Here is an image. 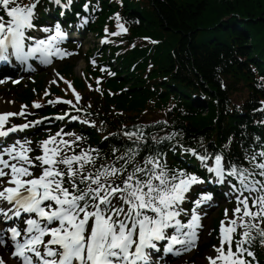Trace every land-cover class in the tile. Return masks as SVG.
Wrapping results in <instances>:
<instances>
[{
  "label": "snow or ice",
  "instance_id": "6c2138e0",
  "mask_svg": "<svg viewBox=\"0 0 264 264\" xmlns=\"http://www.w3.org/2000/svg\"><path fill=\"white\" fill-rule=\"evenodd\" d=\"M52 2L66 10L72 4V0ZM40 3L0 0V60L14 57L26 63L36 58L47 65L54 55L63 58L71 54L59 47L68 36L60 21L39 22ZM83 8L87 11L89 4ZM114 15L117 29L126 32L120 14ZM88 19L81 17L82 23ZM105 41L107 36L101 42ZM68 84L71 87V82ZM220 86L226 88L222 81ZM72 90L79 101L80 94ZM192 99L199 106L206 97L194 95ZM64 102L73 104V100ZM260 103L264 105V101ZM33 106L41 107L38 102ZM26 109L27 105H22L16 112L0 111V246L8 248L18 264H158L153 257L161 250L179 254L176 245L187 251L198 242L202 217L207 215L201 206L214 201L215 195L194 186L209 181L226 186L222 194L235 204L224 209L218 244L205 255V264H259L257 241L264 247V143L257 146L261 137L255 136L247 148L241 146L246 163L226 154L231 138L216 151L208 150L203 137L196 146L175 140L172 151L179 148L194 157L209 174L205 177L187 168L169 167L167 153L148 143L149 139L153 145L173 141L183 136L182 132L157 136L145 132L150 125L122 127L109 136L119 135L130 143L123 145V151L110 145L109 158L101 155L98 146L81 147L84 135L63 129L49 130L38 141L12 137L10 134L47 119L38 117L20 124L9 121L10 117H25ZM70 111L56 118L81 119L69 116ZM254 111L264 112V107ZM82 122L93 127L97 124L87 118ZM160 123L167 125L168 121L153 122ZM0 264H7L2 255Z\"/></svg>",
  "mask_w": 264,
  "mask_h": 264
},
{
  "label": "trees",
  "instance_id": "16d2710c",
  "mask_svg": "<svg viewBox=\"0 0 264 264\" xmlns=\"http://www.w3.org/2000/svg\"><path fill=\"white\" fill-rule=\"evenodd\" d=\"M133 11L139 18L133 33L161 39L156 51L159 67L155 73L166 76L173 71L174 86L193 90L191 95L197 90L190 79L195 77L205 91L219 98L220 107L225 92L221 91L219 76L242 72L238 57L250 56L252 49L259 48L264 27V0H142ZM229 15L230 19L221 20ZM249 42L252 45H247ZM136 55L140 54L132 56ZM167 87L177 93L170 85ZM145 93L140 86L134 87L129 97L117 99L118 105L126 110V107H140ZM213 116L211 105L205 117L192 113L187 116L192 121L185 130L190 133L211 130ZM231 121L229 130L238 126L232 118Z\"/></svg>",
  "mask_w": 264,
  "mask_h": 264
},
{
  "label": "rangeland",
  "instance_id": "374dc122",
  "mask_svg": "<svg viewBox=\"0 0 264 264\" xmlns=\"http://www.w3.org/2000/svg\"><path fill=\"white\" fill-rule=\"evenodd\" d=\"M87 37L84 39L85 40V46H83V49H85V48H87V47H89V48H91L92 47V45L93 46H97L98 45V39H99V37L98 36H95L94 34H92V35H89V34H87L86 35ZM98 37V39H96L95 37ZM74 59H77V57H71L70 58V60H74ZM84 61H81V59H78L77 61H76V64H75V67H74V69L75 70H78L77 68H83V66H84ZM209 226V224H208V222H207V227ZM208 234H209V231H208ZM210 250H206V253H204L202 256L201 255H198V257H197V264H204V257H205V255L209 252Z\"/></svg>",
  "mask_w": 264,
  "mask_h": 264
},
{
  "label": "bare ground",
  "instance_id": "6f19581e",
  "mask_svg": "<svg viewBox=\"0 0 264 264\" xmlns=\"http://www.w3.org/2000/svg\"><path fill=\"white\" fill-rule=\"evenodd\" d=\"M20 65H21V62L16 60L15 63H14V69L18 68ZM22 98H23V96L19 97L18 100H21ZM24 98H27V97H24ZM9 99L10 98L6 99V98H3L2 96H0V107H3L4 105H7V101ZM0 109H3V108H0Z\"/></svg>",
  "mask_w": 264,
  "mask_h": 264
}]
</instances>
